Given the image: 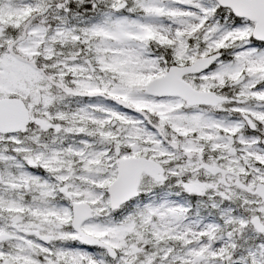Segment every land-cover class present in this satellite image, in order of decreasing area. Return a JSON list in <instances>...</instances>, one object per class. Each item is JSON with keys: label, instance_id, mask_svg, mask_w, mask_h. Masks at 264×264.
Here are the masks:
<instances>
[{"label": "snow or ice", "instance_id": "obj_1", "mask_svg": "<svg viewBox=\"0 0 264 264\" xmlns=\"http://www.w3.org/2000/svg\"><path fill=\"white\" fill-rule=\"evenodd\" d=\"M0 264H264V0H0Z\"/></svg>", "mask_w": 264, "mask_h": 264}]
</instances>
